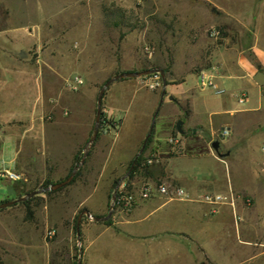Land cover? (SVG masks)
I'll return each mask as SVG.
<instances>
[{"label": "rangeland", "instance_id": "obj_1", "mask_svg": "<svg viewBox=\"0 0 264 264\" xmlns=\"http://www.w3.org/2000/svg\"><path fill=\"white\" fill-rule=\"evenodd\" d=\"M63 1L70 6V12L63 15V28L58 30L64 40L66 75L47 77L44 99L36 96L39 90L33 78L25 85L26 93L23 87L16 92L12 86L7 93L0 92V114L4 118L0 119V153L4 146L11 145L19 151L17 167H12L10 153L0 156V204L70 175L92 136L98 96L109 79L148 68L162 69L166 79L176 72L198 74L213 66L216 51L237 52L250 46L255 31L264 42V0ZM34 20L40 22L36 16ZM32 31L38 36L42 32L48 48L55 50L54 17ZM37 48L32 49L35 56L39 54ZM76 68L85 71L79 73ZM77 78L82 80L79 85ZM124 80L137 82L142 97L151 98L153 89L146 86L145 77L121 79L108 88L104 99L111 101L110 105L116 103L110 113L102 107L97 140L76 181L31 197L28 203L0 210V264L5 248L11 264H78L81 250L84 260V224L94 220L83 217L79 239V214L85 209L93 216L109 214L115 182L129 172L134 158L119 166L118 160L125 153L128 157L141 122L150 125L152 120V116H140L136 108H130L129 100L137 97L134 92L118 91ZM121 95H127L128 101H117ZM72 99L79 100L74 104L79 106L76 111L66 104ZM150 105H146V112ZM219 123L212 136H204L205 140H188L180 148L160 154L153 152L149 143L144 157L153 159V163L143 162L130 180L128 176L122 182L119 191L138 192L149 183L148 177L157 184L180 188L184 187L181 179L172 177V173H180L185 181L191 175H201L210 182L208 188L181 201L195 200L205 205L209 229L200 232L189 221L176 222L201 240L189 238V247L183 248H191V257L178 256L176 264H264V109L239 113ZM223 130L230 132L225 138ZM121 134L122 141L115 147ZM214 141L221 143L220 152L229 153L227 157L217 155ZM96 185V195L89 198ZM205 194L224 195L228 203L214 209L203 200ZM28 210L33 212L32 219H27ZM116 213L115 207L110 224ZM213 217L216 221L211 222ZM51 229L56 235L49 239L46 234Z\"/></svg>", "mask_w": 264, "mask_h": 264}, {"label": "crops", "instance_id": "obj_2", "mask_svg": "<svg viewBox=\"0 0 264 264\" xmlns=\"http://www.w3.org/2000/svg\"><path fill=\"white\" fill-rule=\"evenodd\" d=\"M67 4L63 0H0V92L7 93L9 86L14 87L16 92L21 91L23 87L25 92L29 78H33L39 90L36 96L44 99L47 77L66 75L64 40L58 30L63 28V15L70 12V6ZM54 14L56 15L53 16ZM33 16L39 18L40 22L33 21ZM53 17L57 30L54 38L55 50L48 48L47 39L42 32L41 36H38L32 31L34 28H41L44 22ZM35 47L39 51L37 56L32 54ZM83 70L76 68L79 73ZM201 76L210 79L211 85H202ZM127 89L137 95L129 100L130 108H136L140 116H152V120L150 125L146 121L141 122L128 157L125 153L126 156L118 160V166L132 156L135 159L140 151L138 146L140 142L144 143L154 120L150 146L153 152L160 154L165 150L180 148L185 141L205 140L204 136H212L220 124L219 120L223 118L234 119L239 113L264 109V42L262 43L260 33L255 31L253 43L244 50L216 51L211 68L202 69L198 74L176 72L175 76L167 78L163 100L164 86L159 92V89L153 90L150 99L142 97V88L137 82L124 80L118 91ZM242 92L248 95L244 104L238 101ZM110 97L112 96H108ZM121 98L128 101L127 95H121L117 101H121ZM32 100L29 101L31 105ZM76 102L79 103V100L72 99L67 100L66 104L76 111L79 108L74 106ZM110 102L107 98L104 99L103 106L107 113L111 112L116 103L110 105ZM148 103L151 107L146 112ZM141 107H144L143 111H140ZM0 119H4L1 114ZM180 120L183 121V133L177 130ZM9 136L11 140L15 139L14 135ZM120 140L122 141V134L115 147ZM113 151L114 149L110 153ZM8 153L13 156L10 161L12 167H17V146H4L0 156ZM112 159L111 154L108 157L109 162ZM3 165L5 167L4 162ZM170 165L171 162L168 166ZM172 177L181 179L184 187L180 188H184L192 196L199 190L208 188L210 183L201 175H191L188 181H185L180 173H172ZM147 179L155 183L153 177ZM97 189L96 185L89 198L96 195ZM98 217L104 216L99 213ZM180 219L189 221L200 232H207L209 229L205 205L195 200L181 201L160 195H154L149 200H140L130 212L118 210L111 224L96 221L84 224L83 264H176L178 256L191 257V248H183L184 245L189 247V238L193 237L201 242L189 229L176 225ZM210 220L214 222L216 218ZM213 230L214 228H211L212 232ZM10 258L11 255L5 248L3 264H11Z\"/></svg>", "mask_w": 264, "mask_h": 264}, {"label": "water", "instance_id": "obj_3", "mask_svg": "<svg viewBox=\"0 0 264 264\" xmlns=\"http://www.w3.org/2000/svg\"><path fill=\"white\" fill-rule=\"evenodd\" d=\"M157 73L161 75L162 80H163V86H164V90H163V93H162V100H163V98L166 95L165 88L167 86V79H166L164 71L162 69H160V68H150V69H145V70L136 71V72H133V71L123 72V73H121L119 75H116L115 77L109 79L104 84V86L102 87V89H101V91L99 93V96H98L97 115H96V119H95V124H94V128H93L92 136L89 139V142L87 143V145H86V147L84 149V154H83L82 159L74 166V168H73L71 174L69 175V177L67 179L59 182V183L51 184L49 186H43L39 190L31 192V193H29V194H27V195H25L23 197H20V198H18L16 200H11V201H7V202H4V203H1L0 204V210L4 209V208H8L10 206H13V205H15L17 203L24 202L27 199H29L31 197H34L36 195H39V194H42V193H46V192H49V191H57L59 189H62V188H65V187L69 186L73 182L75 177L77 176V174L80 171V169L83 166V164L85 163L91 148L93 147L95 141L97 140V137H98V134H99V130H100V126H101L102 113H103L102 112L103 99H104L105 92L108 90V88L114 82H116L118 80H121V79L141 78V77H146V76H150V75L157 74ZM154 121H153L152 126L150 128V131H149V133H148V135H147V137H146V139H145V141L143 143V146L141 147L140 151L138 152V154L136 155V157H135V159L133 161V164H132L129 172L124 177H122L119 180V182L117 183L115 191H114V193L112 195V204H111V209L109 211V214L107 216H104V217L93 216V214H91V212L89 210H87V209L83 210L79 214L78 222H77V235H78L79 239H80L81 222H82V219H83L84 216H86L88 218H91V219H93L96 222H106L112 217L113 210L115 208V202L117 200V196H118V192H119V189L121 187V184L130 175L131 171L133 170V168L135 166V163L137 162L139 157L143 154V152L145 150V147H146V145L148 143V140L150 139L151 134L153 132L154 124H155ZM182 127H183V121H179L177 123V130H178L179 133H183V128ZM212 146H213V149L215 150V152L217 153V155L220 158H225V157H227L229 155V153L223 154V153L220 152L221 143L219 141H214L212 143ZM2 192H5V191L3 190ZM78 264H83V251L82 250L80 252V257H79V260H78Z\"/></svg>", "mask_w": 264, "mask_h": 264}, {"label": "built area", "instance_id": "obj_4", "mask_svg": "<svg viewBox=\"0 0 264 264\" xmlns=\"http://www.w3.org/2000/svg\"><path fill=\"white\" fill-rule=\"evenodd\" d=\"M201 83L204 86L211 85L210 79L206 76H201ZM146 86L156 90L163 87V80L160 74H153L145 77ZM82 80L77 78L76 84L79 85ZM248 98L246 92H242L238 97L240 104H244ZM229 130H223L221 135L225 138L229 135ZM148 163L152 164L153 159H149ZM10 177L14 178L15 175L9 172ZM154 195H160L162 197H168L177 200H186L190 197V194L184 188H172L167 184H157V183H146L138 192H126L124 189L120 191V195L117 196L115 202V207L123 212H130L140 200H149ZM203 200L211 205L214 209L219 208L227 202V197L221 194H205L203 195ZM56 235L55 230L51 229L47 231L46 237L49 239L54 238Z\"/></svg>", "mask_w": 264, "mask_h": 264}, {"label": "trees", "instance_id": "obj_5", "mask_svg": "<svg viewBox=\"0 0 264 264\" xmlns=\"http://www.w3.org/2000/svg\"><path fill=\"white\" fill-rule=\"evenodd\" d=\"M103 115V114H102ZM151 142V138L148 140V143H147V145L146 146H148V144ZM145 151V150H144ZM143 162L145 163V164H148V159L147 158H145L144 157V152H143V154L139 157V159L137 160V162L135 163V166H134V168H133V170H132V172H131V174L129 175V180L133 177V174L135 173V172H137L140 168H142V165H143ZM132 164H133V162H132ZM143 168H144V166H143ZM146 169V168H145ZM71 174V173H70ZM80 175V173L78 172V174H77V176L75 177V179L73 180V182L71 183V184H73L75 181H76V179L78 178V176ZM69 177V176H68ZM67 177V178H68ZM66 178V179H67ZM116 184L118 183V180H116V182H115ZM70 184V185H71ZM121 191V190H120ZM120 191H119V193H118V195H120ZM34 192V191H33ZM31 193V192H30ZM27 194H29V193H26V195ZM25 203H28V201H26ZM29 212H28V215H27V219H32V217H33V212L31 211V210H28ZM106 224H110V221H107L106 222ZM200 264H206L205 262H202V263H200Z\"/></svg>", "mask_w": 264, "mask_h": 264}]
</instances>
